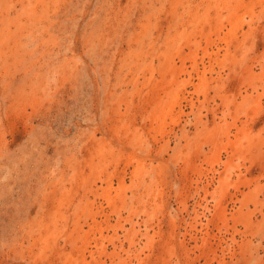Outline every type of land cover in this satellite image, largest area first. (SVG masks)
Instances as JSON below:
<instances>
[{
    "label": "rangeland",
    "instance_id": "374dc122",
    "mask_svg": "<svg viewBox=\"0 0 264 264\" xmlns=\"http://www.w3.org/2000/svg\"><path fill=\"white\" fill-rule=\"evenodd\" d=\"M0 264H264V0H0Z\"/></svg>",
    "mask_w": 264,
    "mask_h": 264
}]
</instances>
